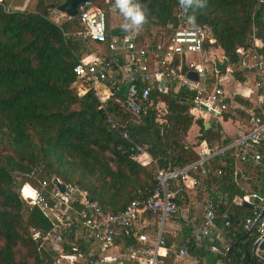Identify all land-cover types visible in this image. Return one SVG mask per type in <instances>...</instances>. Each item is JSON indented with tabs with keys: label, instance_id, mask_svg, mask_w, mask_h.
<instances>
[{
	"label": "trees",
	"instance_id": "trees-1",
	"mask_svg": "<svg viewBox=\"0 0 264 264\" xmlns=\"http://www.w3.org/2000/svg\"><path fill=\"white\" fill-rule=\"evenodd\" d=\"M4 1L0 2V264H47L54 257L37 250L30 229L44 233L51 228V222L38 208L21 199L19 189L27 182L23 176L45 180L49 186L56 179L64 188H76L79 193L74 195L73 206L77 210L87 201H96L105 213L115 214L130 201L151 193L155 186L154 167H182L196 159L195 149L201 143L222 146L228 140L221 138L219 128L204 129L203 120L192 115L190 93L178 92L185 99L178 101L154 90L139 116L130 119L125 127L130 141L144 149L154 162V166H139L116 150L122 142L105 122L107 115L116 122L124 119L118 112L119 97L99 108L91 83L72 73L73 66L84 56L108 60L106 44L74 37L73 33L81 29L76 17L58 25L48 17L49 11L56 10L64 0H38L35 10L25 6L8 12ZM90 1L105 10L103 0ZM135 2L141 4L147 16L144 29L134 36L135 43L140 44L142 36L154 29L171 35L177 28L192 25L187 20L191 11L183 13L178 0ZM195 26L205 27L211 35L212 42L203 43V53L218 50L225 60L218 75L229 68L242 82L245 72L234 50L248 48L256 40L261 44L260 51H264V1L207 0V7L196 13ZM106 31L108 36L122 33L121 26L110 28L108 20ZM157 46V40L146 45L151 50ZM82 90L86 92L82 94ZM156 104L164 107L162 114L155 109ZM193 124L198 127V135L196 142L189 144L186 135ZM217 170L220 176L214 175ZM235 178L231 160L222 164L215 158L208 165L206 178L192 175L195 185L191 179L170 185L176 202H181L184 191L194 188V196L205 200L203 205L211 203L215 208L214 226L226 231L230 243L224 264H264V259L252 252L255 233L241 228L249 210L231 204L245 195ZM251 192L257 197L264 194L262 182ZM55 218L70 228L64 253L84 254L81 240L75 237V231H80L75 215L57 213ZM225 222L229 223L227 227ZM186 235L189 239L185 247L191 251L198 245L191 233ZM124 239L125 245L135 247L133 238ZM205 257V261L210 258V263L204 264L221 260L208 253Z\"/></svg>",
	"mask_w": 264,
	"mask_h": 264
},
{
	"label": "built area",
	"instance_id": "built-area-1",
	"mask_svg": "<svg viewBox=\"0 0 264 264\" xmlns=\"http://www.w3.org/2000/svg\"><path fill=\"white\" fill-rule=\"evenodd\" d=\"M2 0H0L1 2ZM105 10L90 0H82L76 5V17L81 29L74 32L76 38L91 43H105L109 52L108 60H101L97 56L81 58L72 68L77 78L91 83V91L102 108L106 101L118 99V112L124 119L114 121L107 115L106 124L115 129L122 143L116 150L128 155L139 166H154L150 156L139 145L130 141L126 125L130 119H136L148 104L149 95L156 90L161 94L190 93L192 115L207 118L213 127H220L224 117L230 115L226 97L220 86L218 71L214 62L210 67L192 63L186 60L188 55H201L205 40L212 42L210 32L205 27L189 25L172 31L170 37L155 50L134 42V36L122 31L117 36H108L106 21L110 23L111 17L123 21L117 10L112 9L114 0H103ZM264 0H258L259 3ZM15 7L5 9L13 11ZM58 14L53 22L58 25L61 20L72 18L56 11ZM73 17V18H74ZM122 24V23H121ZM116 25L113 28H117ZM144 29V26H143ZM142 29V30H143ZM261 44L254 40L248 48L237 47L234 55L239 59V67L244 72H251L255 79L253 86L258 93V112L250 113L243 122V130L222 146H207L201 143L195 150L196 159L182 167L173 169H158L154 167L155 186L151 193L143 199L130 201L120 212L105 213L96 201H87L83 207L74 208V195L79 191L74 187L64 188L60 193L55 186H49L45 181H39L37 187L23 185L19 195L30 206H35L42 215L51 222V228L42 233L30 229L31 239L38 251H43L54 260L47 264H127L119 259H109L104 254L114 247L120 238H133L141 246L135 248L132 244L122 250L126 262L138 260V264H165L158 255L159 248H166L163 237V226L172 217H178L180 209L175 202L176 193L171 190V183L176 181L184 183L191 179L193 174L206 178L208 165L217 158L222 164L228 159L234 168L236 183L238 180H247L238 168H249L262 182L264 188V51H260ZM182 69L185 71L182 72ZM226 70V69H225ZM192 71L197 81L188 80L185 74ZM86 91L82 90L84 94ZM220 176L221 171L214 172ZM246 178V179H245ZM192 185L195 180L191 179ZM27 187L31 195L23 193ZM254 196L235 198V204H251L249 214L243 218L241 228L246 233H255L254 245L260 248L264 241V198H258L253 203ZM75 215V222L79 223L80 231H75L85 248L84 254L68 255L63 251V244L67 243L69 225L62 226L55 218L56 214ZM142 215H152L156 219V229L152 235L151 245L146 235L140 230ZM215 208L211 203L206 205L202 222L193 235V242L202 245L209 239L214 230ZM225 218V214L221 215ZM228 222L224 223L227 227ZM230 248L227 243L222 249L211 245L208 250L221 260L214 264H224V259ZM171 248L168 249V251ZM187 255L186 248L177 251L176 258L183 259ZM255 256V255H254Z\"/></svg>",
	"mask_w": 264,
	"mask_h": 264
},
{
	"label": "crops",
	"instance_id": "crops-1",
	"mask_svg": "<svg viewBox=\"0 0 264 264\" xmlns=\"http://www.w3.org/2000/svg\"><path fill=\"white\" fill-rule=\"evenodd\" d=\"M89 56L87 55L84 57L86 58ZM92 56H90V57H92ZM222 59H223L222 57H220L219 60L213 59L212 62H214L215 67H216V64H220L222 62ZM220 71H218V72H220ZM224 73H225V71L217 76V79L218 78L220 79L219 84H220L221 88L223 89V92H224V88L222 86V83L227 82L226 81L227 78H224ZM228 73H229L228 77H230L229 82L230 81L235 82L236 85H238L239 90H237L230 97H228L224 92V95L226 97V102L228 104L230 115L224 117L220 127H214V128H219L221 138L227 139L229 142L231 139H233L237 134H239L243 130V122H244V119L246 118L245 116H247L250 113L258 112V105H259V98L258 97L259 96H258V93L255 91V89H254V91H252V89H250V87L240 89L241 86L245 85L244 81H245L246 73L252 75V83L254 82L255 76L253 73H251V72L243 73L242 74V78H243L242 82L237 81L234 78V75L231 74V71H229ZM175 94L178 95V93H175ZM194 117L200 118L199 116L197 117V115ZM200 119L203 120V123L209 124V121L207 118L204 117V119L203 118H200ZM227 126H229L232 131H228ZM210 127H213V126L209 124L207 128H210ZM190 128H189V130H190ZM189 130H188V132H189ZM188 132H187V135H188ZM187 135H186V141L189 144H194V141L196 142V140H194V139H196V137L198 135V127L196 126V129L194 130L193 138L191 140L187 139ZM232 169L234 172L233 165H232ZM238 169L243 172V175L246 178H248L245 181L241 180V179L238 180L239 186L245 192L244 196L245 197L254 196V198L255 197L260 198V197L255 196L253 194V192H251L253 190V188L258 187L259 183H260V180L258 178H256L254 172L252 170H250L249 168L239 167ZM192 189H194V188H192ZM188 191H190V189H187V191H184L185 195L181 199L180 203H179V201L176 202L177 198L175 199V202L180 209V214L178 217H172L169 220H167V222H169L171 225L167 226L165 228L163 227V237L165 240L166 248H159L157 252H158V255H160L162 257V259H164L165 261H167V263H170V264H182V263L183 264H199V263L204 264V263H210L209 257H208V261L207 260L205 261L206 253H208L212 257H215V255L213 253H211L208 250V248L211 245H214V246L218 247L219 249H222L227 243H229V238L226 235V231H224L222 229V227L220 228V227H217L216 225L214 226V230L212 232L211 237L209 239H207L206 241H204V243L202 244V245H204L203 246L204 248H199L198 246H196V248H194L193 250L191 249V251L190 250L187 251V249H186V251H187V255L185 256L186 258L185 257L183 259H177L176 258L177 251L182 249V248H186L185 246H186L187 240L189 239L188 238L189 236L186 234L189 232V233H191V235H194L196 233V231L198 230V227H199L201 220H202V217H203V212L205 211V208H206V205L205 204L203 205V202H205L204 199L198 201L199 203H201L200 205H202V207H203L202 211H198V210L194 209V207L189 205ZM197 200H199V199H197ZM231 204L238 206L237 204H235L234 200L232 201ZM243 204L244 203H242L241 206ZM246 210H249V209H246ZM150 217H153V216L152 215H142V217L140 219V225L145 226L144 229L140 230V233L146 235V237L148 239V241L146 242V245H151L152 235L156 229L154 227L155 222L153 223V220ZM126 246L127 245H125V239L123 237H120L116 241V244H114V247L112 249L108 250L104 254V256H106L108 259L109 258L111 259V257H115V258L119 259V261H121L122 263H130V262H126L125 256L122 254L123 252L121 250ZM140 246L141 245L135 241V248H138ZM169 248H171V250L168 251ZM259 251H262L261 253H263V254L262 255L258 254ZM252 252L256 257L264 259V245L262 248L258 247L255 251L252 250ZM107 254H109V255H107ZM243 257H244V255H243ZM110 259H109V261H110ZM138 263H139L138 260L131 262V264H138Z\"/></svg>",
	"mask_w": 264,
	"mask_h": 264
},
{
	"label": "rangeland",
	"instance_id": "rangeland-1",
	"mask_svg": "<svg viewBox=\"0 0 264 264\" xmlns=\"http://www.w3.org/2000/svg\"><path fill=\"white\" fill-rule=\"evenodd\" d=\"M28 1V2H27ZM98 1V0H96ZM4 3L6 4L7 7L11 8V7H15V8H22V7H25L27 8V10H35L36 9V6L38 4V0H5ZM100 3V2H99ZM58 14L56 13V10H50L49 11V15L48 17H50V19L54 20V18L57 16ZM63 20H61L62 22ZM122 23V21L120 20H117L115 17H111L110 19V23H109V27L110 28H113L115 27L117 24L120 25ZM170 36V33H166L165 31L161 30V29H154V30H151L149 32V34H146L142 36V41H141V45L143 46H150L151 45V41H155L157 40L158 44L159 45H162L165 41H167V39L169 38ZM221 56V53L218 51V50H211L210 52H205V53H202L200 56L199 55H188L186 57V60L189 61V62H192V63H196V64H201L205 67H210V65L213 63V59H220ZM229 71H231L230 69L226 68L225 70V73H224V78H227V82H224L222 83V86L224 88V92L225 94L230 97L231 95H233L238 89V85H236L235 82H229V78L228 75H229ZM229 82V83H228ZM244 84L243 86L240 87V89L242 88H247V87H250V89H252V91H254V86H253V83H252V75L251 74H248L246 73L245 75V81H244ZM155 109L158 111L159 114H162L163 111H164V107L161 105V104H156L155 105ZM230 113V112H229ZM246 117V116H245ZM228 128V131H232L231 128L229 126H227ZM196 129V126L193 125L189 132H188V135H187V139L188 140H191L193 138V134H194V130ZM195 140V139H194ZM195 143V141H194ZM26 182V185H29L31 186L32 188L33 187H37L35 186L37 181H39L37 179V177H33V176H23L22 177ZM195 190L192 189L190 191H188V201H189V205H191L192 207H194V209L198 210V211H202L203 210V207L202 205H200L201 203H199L198 201L200 200H197V198L194 196L195 195ZM259 197L260 198H264V194L263 192L259 194ZM152 220H153V223H154V227L156 228V219L154 217H150ZM154 218V219H153ZM171 224L169 222H165L164 224V228L167 227V226H170ZM262 251H259L258 254H263L261 253ZM109 255V254H107ZM186 258V257H185ZM183 264V263H182Z\"/></svg>",
	"mask_w": 264,
	"mask_h": 264
},
{
	"label": "clouds",
	"instance_id": "clouds-1",
	"mask_svg": "<svg viewBox=\"0 0 264 264\" xmlns=\"http://www.w3.org/2000/svg\"><path fill=\"white\" fill-rule=\"evenodd\" d=\"M178 4L183 13L188 14L191 11L192 14L187 15V20L189 24L195 25L196 13L207 7V0H178ZM112 9L117 10L123 17L122 31L132 36L141 32L147 22L145 9L135 0H114Z\"/></svg>",
	"mask_w": 264,
	"mask_h": 264
},
{
	"label": "water",
	"instance_id": "water-1",
	"mask_svg": "<svg viewBox=\"0 0 264 264\" xmlns=\"http://www.w3.org/2000/svg\"><path fill=\"white\" fill-rule=\"evenodd\" d=\"M82 0H64L59 6L56 7V11L65 14L66 16L73 18L76 14V5L79 4ZM225 64V60L222 59V62L220 64H216V70L220 71L221 68L224 66ZM185 78L188 80H192V81H197V76L194 72L192 71H188L185 74ZM171 98L178 100V101H185V99L181 98L179 95L175 94V93H170L169 94ZM190 102V101H189ZM208 123H204V129H206L208 127ZM53 186H55L57 188V190L60 193L64 192V187L61 183H59L56 179L52 181ZM30 191L29 194L26 191V195L29 197L30 196ZM258 198H254L253 203L255 204L257 202ZM243 207L245 209H250L251 204H243ZM264 242V241H263ZM264 245V243H263ZM263 245L260 246V248L263 247ZM256 248V245H254V249ZM246 256V254L244 253V257Z\"/></svg>",
	"mask_w": 264,
	"mask_h": 264
},
{
	"label": "bare ground",
	"instance_id": "bare-ground-1",
	"mask_svg": "<svg viewBox=\"0 0 264 264\" xmlns=\"http://www.w3.org/2000/svg\"><path fill=\"white\" fill-rule=\"evenodd\" d=\"M26 191H27V193L29 194V190H28V188H27V187H24V188H23V193L26 194ZM30 195H31V194H30Z\"/></svg>",
	"mask_w": 264,
	"mask_h": 264
}]
</instances>
